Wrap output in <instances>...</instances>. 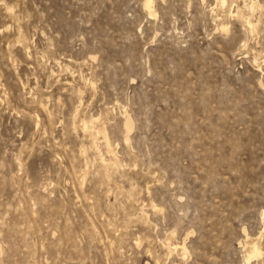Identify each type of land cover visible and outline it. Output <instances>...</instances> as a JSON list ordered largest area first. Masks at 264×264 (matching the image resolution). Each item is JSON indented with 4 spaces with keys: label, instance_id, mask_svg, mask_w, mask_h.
I'll return each mask as SVG.
<instances>
[{
    "label": "rangeland",
    "instance_id": "rangeland-1",
    "mask_svg": "<svg viewBox=\"0 0 264 264\" xmlns=\"http://www.w3.org/2000/svg\"><path fill=\"white\" fill-rule=\"evenodd\" d=\"M223 5L0 0V264H264V0Z\"/></svg>",
    "mask_w": 264,
    "mask_h": 264
},
{
    "label": "bare ground",
    "instance_id": "bare-ground-1",
    "mask_svg": "<svg viewBox=\"0 0 264 264\" xmlns=\"http://www.w3.org/2000/svg\"><path fill=\"white\" fill-rule=\"evenodd\" d=\"M220 1V3H221V5H223L224 3H225V0H219ZM152 3H153V0H145V7H146V9H148L151 13L153 12L152 11ZM224 6V5H223ZM250 7H252L253 8V5L252 6H250ZM148 11V12H149ZM248 23V25L250 26V28L251 29H253L254 27H255V25H253L251 22H247ZM84 125H85V123H84ZM84 128H85V126H83ZM87 127H88V125H87ZM126 127H127V129H128V132L132 129V124L127 120L126 121ZM98 132V131H97ZM96 132V133H97ZM94 133V132H93ZM92 133V134H93ZM99 134V133H98ZM97 135V134H96ZM106 138V137H105ZM106 140V146H107V148H108V150H110L111 149V145H110V143H109V141H108V138H106L105 139ZM128 140V137L126 138V141ZM105 143V142H104ZM113 154V153H112ZM106 166V165H105ZM109 167V166H108ZM116 167V166H115ZM106 168V167H105ZM114 167H112V169H113ZM153 208V207H152ZM157 210V209H156ZM248 238V237H247ZM253 241V240H252ZM250 244V243H249ZM181 245V244H180ZM175 245V246H170V244H169V246H170V250L169 251H172V253H173V251H183L184 252V254H185V247H184V245ZM168 246V247H169ZM251 246V245H250ZM253 246V245H252ZM247 247V246H246ZM252 248V247H251ZM171 253V254H172ZM175 253V252H174ZM179 253V252H178ZM170 254V255H171ZM262 254V252H261V250H260V248L258 247V245L257 244H255L254 246H253V249H252V251L250 252V255L248 256L247 254V256L248 257H245V259L247 258V262H248V264H250L251 263V260H253L254 258H258L260 255Z\"/></svg>",
    "mask_w": 264,
    "mask_h": 264
}]
</instances>
